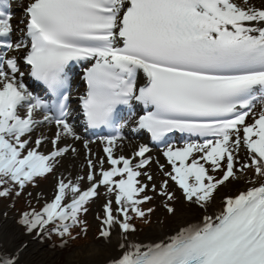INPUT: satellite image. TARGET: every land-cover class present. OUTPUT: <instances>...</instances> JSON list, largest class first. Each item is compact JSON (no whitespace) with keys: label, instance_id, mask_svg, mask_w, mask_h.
<instances>
[{"label":"snow or ice","instance_id":"6c2138e0","mask_svg":"<svg viewBox=\"0 0 264 264\" xmlns=\"http://www.w3.org/2000/svg\"><path fill=\"white\" fill-rule=\"evenodd\" d=\"M14 13L12 0H0V198L14 201L39 178H57L51 198L37 193L39 210L29 203L18 214L24 234L57 235L61 247L75 239L72 229L86 234L82 217L103 187L98 239L116 238L107 264H264V0H28L23 27ZM74 64L84 66L77 109ZM77 110L85 130H107L93 132L104 157L77 131ZM128 125L163 145L168 169L148 144L116 154ZM174 132L189 137L182 147L169 142ZM77 141L87 173L58 172L77 155ZM153 164L165 177L159 187ZM230 181L245 187L217 206L214 193ZM170 182L199 214L178 218L162 237L135 239L131 221L150 223L154 211L142 208L153 199L148 192L176 217ZM27 247L0 243V264H21Z\"/></svg>","mask_w":264,"mask_h":264},{"label":"bare ground","instance_id":"6f19581e","mask_svg":"<svg viewBox=\"0 0 264 264\" xmlns=\"http://www.w3.org/2000/svg\"><path fill=\"white\" fill-rule=\"evenodd\" d=\"M252 3L256 6H259L261 0H256ZM74 84L75 86H77V84H80L79 78L74 79ZM76 94L77 93L73 91V98L76 97ZM81 120L82 119L80 113L77 110V113L75 115V122L78 125L77 131L80 132V134L85 139L95 141L89 145V148L91 149L93 154L95 153L96 157H104L106 155L103 151L104 145L97 140V137L89 135L86 131H84ZM131 127L132 125H129L126 131H124L126 132L127 136L125 141L123 142V148L117 151V155L123 154L125 156H131L136 147L141 142H145L146 137L142 133V130L139 133H133L131 132ZM54 133L55 128H52L50 131L46 129L44 132L45 135L49 136L53 135ZM43 146L45 147L52 145L51 143H47ZM74 146L78 150L77 155L74 158L69 155L65 159L68 161V163L76 162L77 164L74 165V169H80L82 171V174L84 175L88 171L86 166L82 167L83 165H86V150L81 141H77ZM156 157L159 159L160 162H163V160L165 159V157L160 153H157ZM105 165L108 167L107 164ZM152 166H155V164H153ZM58 172H63L65 175H67L69 172L74 173L72 168L69 166H63L58 168ZM153 173L154 175L156 174L155 168ZM54 178L51 181L47 182V185L42 188L41 193H43V195L48 194L51 190H53L54 192L55 185L57 182V178L55 176ZM244 187L245 186L243 184L233 181L229 185V187L224 189L222 194H220L219 197L216 198L217 206H219L222 198L225 195L237 194L238 190H242ZM51 197L52 196H48L47 198ZM104 200L105 196H100V198L96 200L97 209L101 208L102 204L104 203ZM188 206H190L191 208ZM4 213H6V210H0V243L7 244L9 247L17 245L19 243L28 244V247L23 251L21 255V264H51V261L56 257V254H54L51 250H47L46 247L41 245V243L37 240H34L33 238L25 235L24 232L21 231V226L17 224L15 217L12 214H9L5 217ZM193 214L198 215L199 213L197 212V210L194 209L193 206L183 203L180 205V209H177L176 217H174V220L172 222L168 224L155 223L148 228L147 232H145L142 237L134 235V238L146 242L149 239L162 237L166 232L170 231V229L174 227V224L178 218L188 219ZM115 245L116 238L114 234L112 244L104 245L102 241L99 243H93L69 255L65 264H107L108 257L116 254L114 251Z\"/></svg>","mask_w":264,"mask_h":264},{"label":"rangeland","instance_id":"374dc122","mask_svg":"<svg viewBox=\"0 0 264 264\" xmlns=\"http://www.w3.org/2000/svg\"><path fill=\"white\" fill-rule=\"evenodd\" d=\"M253 1L256 0H250L252 3ZM28 0H12V8L15 10V19L13 21L14 24L19 25L20 27H23L22 24H19L20 20L23 18V7L26 5ZM238 3H241L242 0H237ZM16 35H19V33H16ZM76 78V76H75ZM74 89V88H73ZM75 107V105H74ZM257 111L259 110V105H257ZM128 119V118H127ZM124 118V120H127ZM251 122V121H249ZM129 126V125H128ZM128 126L125 128L127 129ZM47 128H43L40 131L45 132ZM37 135L40 134L39 132L36 133ZM51 146H43L40 150L43 152H48L51 150ZM162 154V148L161 149H152L151 154L156 157L157 153ZM95 154V153H94ZM162 164H165L166 169H168V165L166 161L164 160L163 162H160ZM77 164L76 162H69L66 159H63L61 161V164L58 168L63 167V166H69L72 168L73 172L72 175L75 177L76 175H83L82 171L80 169H74V165ZM207 166V165H206ZM107 168V166L105 165ZM156 171V174L154 175L153 171ZM151 173L154 176L153 183L157 184V187H159V184L162 180L165 179V177L159 172L157 166H152L151 167ZM215 175L219 176L222 175V173L217 172ZM248 176L252 175V171L250 170L247 173ZM55 175L48 174L44 178H39L37 180V186L33 187L31 184H29L25 189L23 194H21L19 197L15 198L13 201V198H0V210H6L7 215L12 214L16 221L18 219V214L21 211L26 210L29 207V203L31 204V207L36 208L39 210L44 203V199H40L39 202L37 201V193H41L42 188H44L47 185V182L51 181L54 178ZM56 177V176H55ZM55 179V178H54ZM143 179V178H140ZM233 181L226 182V186H221L219 187L218 191L214 193L215 198L219 197L220 194L224 191V189L228 188L229 185ZM84 186H87V183L85 182ZM104 188H100V193L101 196H104ZM169 191L174 192L176 196V200L174 201V206L177 209H180V205L183 203H186L189 205L187 202L183 200V195L181 190L177 185H175L174 182H170L169 184ZM32 193V196L29 197L27 193ZM53 195V190H51L48 194H44L43 196L47 198L48 196ZM148 195H151L153 199L150 202L144 203L142 205L143 209H148V208H153L154 211L150 215V223H145L144 220L135 218L131 222L135 225L136 227V232L134 233L135 236L142 237L145 232H147L148 228L151 227L153 224L158 223V222H163L162 224H168L174 220V217L171 216L166 209L163 207V201L164 198L157 195L156 193L153 192H148ZM15 203L14 207H11V205ZM190 207V206H188ZM191 208V207H190ZM101 208L97 209V202L94 201L89 205V211L86 215L82 217L83 220H85L86 223V228L87 232L86 234L83 232L84 236H79L78 238L75 239H70L67 243L69 244V247L66 248V245L64 247H61V238L58 236L57 238H54L52 236L51 238H45L42 241L37 240L38 242L41 243L44 247H46L47 250L53 251L54 254H56V257L51 261V264H65L67 257L71 255L72 253H75L93 243H99L101 242L100 239H98L100 228H101V223L100 220L97 219V214L100 213ZM182 211V210H181ZM20 226V225H19ZM75 229V228H74ZM72 229V230H74ZM21 231L24 232L22 226H21ZM61 248V249H60Z\"/></svg>","mask_w":264,"mask_h":264},{"label":"trees","instance_id":"16d2710c","mask_svg":"<svg viewBox=\"0 0 264 264\" xmlns=\"http://www.w3.org/2000/svg\"><path fill=\"white\" fill-rule=\"evenodd\" d=\"M72 232H73V235L76 236V238H78L79 236H84L83 232L81 231V227L75 228L74 230H72ZM77 233H79V235H77ZM53 236H54V238H57L58 237L57 235H53ZM68 241H70V240H68ZM69 244H70V242H69ZM69 244L68 243L66 244V248L69 247Z\"/></svg>","mask_w":264,"mask_h":264}]
</instances>
